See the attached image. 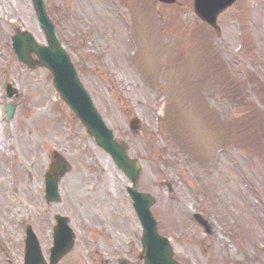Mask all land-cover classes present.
<instances>
[{"label":"rangeland","instance_id":"rangeland-1","mask_svg":"<svg viewBox=\"0 0 264 264\" xmlns=\"http://www.w3.org/2000/svg\"><path fill=\"white\" fill-rule=\"evenodd\" d=\"M44 2L96 109L139 159V189L154 194L152 212L176 261L264 264V0H238L222 13L220 36L193 0ZM16 27L46 43L31 0H0V264H23L27 224L47 258L55 214L76 234L59 264H118L121 256L140 264L129 180L59 98L51 73L17 61ZM7 83L19 91L12 100ZM135 117L141 126L132 132ZM54 152L71 168L61 203L48 205Z\"/></svg>","mask_w":264,"mask_h":264},{"label":"water","instance_id":"water-1","mask_svg":"<svg viewBox=\"0 0 264 264\" xmlns=\"http://www.w3.org/2000/svg\"><path fill=\"white\" fill-rule=\"evenodd\" d=\"M163 3L173 4L176 0H160ZM40 26L45 32L48 45H39L30 32L20 33L18 31L13 40V48L19 58L30 69L37 67L47 68L54 76V85L63 100L71 107L88 134L95 138L98 146L108 152L114 162L123 173L130 179L133 187L127 191L133 201V207L143 227L142 245L144 249V264H178L174 260V253L167 238L158 233L157 222L151 212L155 204V198L149 194L138 191L139 178L142 168L136 159L128 157L125 142L118 143L114 139L112 130L105 124L102 117L94 107V104L83 87L77 71L61 43L56 37L55 27L46 14L43 0H32ZM236 0H195L196 14L215 31L220 34L221 30L217 24L218 16L231 7ZM37 57V58H34ZM11 91L9 96L11 97ZM14 107H9V118L13 116ZM131 128L139 130V122L131 121ZM55 162L46 174V199L49 203H59V182L70 170L69 163L56 153ZM195 218L204 225L207 230L208 224L199 216ZM58 225L55 228L54 247L51 250L49 264L58 262L72 250L74 246V234L67 225V219L57 217ZM25 264H47L39 247L36 236L28 227V238L26 241Z\"/></svg>","mask_w":264,"mask_h":264}]
</instances>
